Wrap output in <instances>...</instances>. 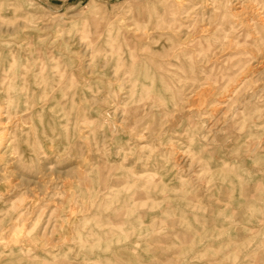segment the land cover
<instances>
[{"label":"clouds","instance_id":"1","mask_svg":"<svg viewBox=\"0 0 264 264\" xmlns=\"http://www.w3.org/2000/svg\"><path fill=\"white\" fill-rule=\"evenodd\" d=\"M4 28L0 264H264V72L252 71L264 0H117L111 11L94 0L72 21L43 0H0ZM128 33L136 43L122 48ZM81 69L87 78L73 76ZM203 88L209 99L193 106ZM173 172L178 184H164ZM57 201L49 224L76 212L53 240L43 221Z\"/></svg>","mask_w":264,"mask_h":264},{"label":"rangeland","instance_id":"2","mask_svg":"<svg viewBox=\"0 0 264 264\" xmlns=\"http://www.w3.org/2000/svg\"><path fill=\"white\" fill-rule=\"evenodd\" d=\"M117 0H95V5H100V4H107L108 10L111 11L112 10V5L114 3H116ZM44 3V7L51 9V15L52 16H63L64 19L66 21H72L74 19H76L78 16L86 14L87 11L89 10L90 7L93 6L94 4V0H43ZM5 18H11L12 17V12L10 11H6L4 14ZM3 32L7 33L9 30L7 28L4 29H0ZM32 39L35 41L37 39H39V36L36 33H30ZM53 37H54V32H53ZM106 43V38L105 41ZM120 43L122 48H129L132 47L135 43H136V34L135 33H128V34H122L120 37ZM165 46V42L164 41H160V47H153V51L154 52H162L163 51V47ZM73 52H80V45L79 42L77 41V43L75 44V46L72 48ZM230 51V49H229ZM5 55H8L7 51H5L4 53ZM54 55L58 56L59 55V51H55L53 53ZM89 60H91V54H89ZM11 63V59H9V64L4 65L2 67H0V79H3V71L4 68L8 67ZM77 65L79 66V63L77 62ZM253 72H264V54H261L257 57L256 63L253 65L252 68ZM83 75L85 78H87L89 76V73L84 71L83 69H81L79 72H74L73 76H76L77 79H79V77ZM30 91H36V88L34 85H32L31 81H30ZM211 89L210 88H203L200 90V92L193 98V101L190 102L193 104V106H198L202 101H206L209 99V93H210ZM83 95H88L87 93H83L80 90H77V97H76V103H79V99L81 98V96ZM55 99L54 100H49L46 102L47 107L43 109L45 115L43 117L45 124H47L52 116V110L53 108L56 107V102L61 100V94L59 92L54 94ZM5 93L0 92V102H3V100L5 99ZM40 112L41 109L39 107L34 108L33 113H32V118H33V123L37 126V128H40ZM90 119H95L96 118V113L95 112H91L88 114ZM5 121V123H4ZM3 124H7V119H3L0 120V125ZM186 127V124H185ZM209 127H211V124H209ZM12 130V126L9 125V131ZM109 135H111V133H109ZM117 139L122 140L124 142L127 141V137L124 135H120L119 137H117ZM21 151H27V145H21ZM224 157V153L221 151H217L215 153L214 159L216 161H219L220 159H222ZM178 163L180 164L181 167L186 168L188 165V161L184 158H182L181 156H177L176 157ZM121 160H123V157H121ZM112 163H120V161H117L115 159H113L111 161ZM132 162L129 161V164H131ZM213 169L215 168V163H213L212 165H210ZM138 174H143L142 170L138 169ZM175 176V173H170L168 176L164 177L163 183L164 184H169V182H171L172 184H178V181L174 180L173 177ZM13 183H15V180H13ZM219 184H217V189H219ZM5 188V185L0 184V191H3ZM214 195L216 197V199L213 201V204H219V205H223L226 200L223 199L220 195L219 191H215ZM202 201H206L207 197L205 196H201L200 197ZM60 202L57 201L56 203L50 204L48 206V208L45 210V215H44V225H46L49 229V232H51L53 229L56 230V235H54L52 238L53 240H59L61 238V235H67V228H68V224L71 223V220L69 219V217H72L73 214L76 212L75 208L69 207L67 210V214L65 215H59L58 214V218L55 220H52L51 224H49V218L52 216V213L54 211H56L57 208V204H59ZM3 205H0V208H2ZM37 215H39V213H36ZM155 217L152 215L147 216L144 219V223L145 224H151L152 220ZM65 221H68V224L65 223ZM113 223H116V221H113ZM41 231L43 232V229H41ZM38 255L43 256L44 254L38 253ZM82 264V261H81Z\"/></svg>","mask_w":264,"mask_h":264},{"label":"bare ground","instance_id":"3","mask_svg":"<svg viewBox=\"0 0 264 264\" xmlns=\"http://www.w3.org/2000/svg\"><path fill=\"white\" fill-rule=\"evenodd\" d=\"M4 123H5V121H4Z\"/></svg>","mask_w":264,"mask_h":264}]
</instances>
